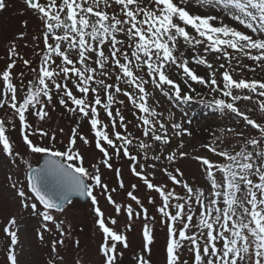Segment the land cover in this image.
<instances>
[{
  "label": "snow or ice",
  "instance_id": "snow-or-ice-1",
  "mask_svg": "<svg viewBox=\"0 0 264 264\" xmlns=\"http://www.w3.org/2000/svg\"><path fill=\"white\" fill-rule=\"evenodd\" d=\"M24 3L43 23L45 48L41 49L38 69H30L35 74L33 79L24 84L25 74L19 73L18 87L13 76L17 60L29 68L32 61L21 55L13 42L8 50L10 63L0 72V108L7 106L18 117L22 139L31 152L49 154L68 162L49 159L44 167L35 170L29 165L26 179L33 199L29 200L23 188L18 190L23 207L36 211L44 222H52L60 232L61 239L52 241V250L55 252L57 245L64 243L65 236L63 221L57 222L52 210L62 212L64 203L69 201L65 193H74L91 200L95 223L103 237L99 249L103 264H118L123 252H118L117 247L128 248L127 236L106 223L105 212L94 190L99 188L106 194V200L116 213H126L129 220L134 215L141 216L131 204L117 203L111 194L116 189L109 191L108 185L102 182L99 165L112 169L113 158L120 159L123 155L130 162V172L162 198L157 212L168 230L166 264H189L188 260L180 259L185 248L193 258L192 264H264V115L258 122L250 115L254 109L246 112L238 106L241 100L255 101L259 113L264 114V78H244L243 75L245 71L255 73L257 68L264 72V0H45L43 3L24 0ZM193 4L201 11H192ZM5 7V0H0V10ZM109 9H113L111 13ZM217 9L223 15L212 14ZM227 17L237 21L244 30L225 23ZM24 23L26 26L27 21ZM25 35L21 33L19 38ZM70 53L75 54V60L70 58ZM57 58L60 64H56ZM244 58L251 60L253 66L244 64ZM199 68L206 69L207 74H198ZM112 75L116 82L107 83ZM69 82L79 95L69 87ZM120 82L127 87L122 88ZM193 82L227 98L207 103L234 114L244 128L255 130L256 135L246 136L243 131L229 128L228 131L242 142L239 150L221 149L216 143L222 140L220 136H216L212 144L202 145L224 158L223 162H215L207 157H195L210 185L207 194L204 189L189 185L179 168L174 171L163 168L171 182L186 190V194L180 196L165 185L154 184L150 176L155 175L156 162L163 159L170 165L191 155L182 149L185 147L183 137H191L192 131L183 123L171 122V116L168 123L156 119L163 114L157 111L156 101L149 103L153 92L147 86L152 85L154 91L169 100L188 103L196 93ZM117 94H122L138 113H142L137 124L142 129V138L135 145L137 154L130 151L136 138L127 132L125 116L120 108L113 111L114 104L124 105V100H117ZM54 95L69 113L86 119L94 132V143L101 159L92 166V172L84 167L83 156L76 149L78 138L84 144L90 143L78 131L79 123L73 127L64 151H54L30 138L38 135L41 140H56L55 133L50 135L28 120L31 114L44 121L49 115L46 108L54 104ZM200 102L205 103L204 100ZM101 110L108 117V123L100 118ZM118 124L125 129L124 133L116 130ZM109 127L113 129L111 135ZM7 131L6 121L0 119V151L9 157L19 156L18 152L14 153ZM60 131L62 133L63 129ZM173 138L178 139L179 144L169 151ZM149 160L152 163L149 164ZM145 167L152 172L146 173ZM115 171L119 177L120 169ZM85 178L92 183H86ZM52 183L62 191H50ZM118 184L124 187L122 179ZM136 187L131 185L132 189ZM126 195L142 209V235L145 248L150 251L148 246L154 241L150 225L155 218L149 217L148 209L133 191ZM148 200L155 205L153 197L149 196ZM37 202L42 209H38ZM194 205L199 206V211ZM107 220L113 226L117 224L115 218L107 217ZM14 225L13 219L4 229L11 245L18 242ZM127 227L130 229L131 225ZM137 259L138 264H150L143 256ZM7 260L10 264H18L14 250H8Z\"/></svg>",
  "mask_w": 264,
  "mask_h": 264
},
{
  "label": "rangeland",
  "instance_id": "rangeland-1",
  "mask_svg": "<svg viewBox=\"0 0 264 264\" xmlns=\"http://www.w3.org/2000/svg\"><path fill=\"white\" fill-rule=\"evenodd\" d=\"M40 2L43 3L45 0H40ZM5 4L6 7L0 10V72L10 63L8 50L13 42H15L20 54L32 61L29 68L25 67L22 61L17 60L16 67L13 69V76L14 82L19 87V73L23 72L25 74L23 82L27 84L35 75L30 69H38L39 67L42 56L41 49L45 48L42 35L44 27L37 14L27 7L24 0H5ZM112 10L113 9H109V12L111 13ZM191 10L201 11L195 4L192 5ZM212 14L223 15L218 9L212 11ZM25 21H27L26 26L24 23ZM224 22L231 26L238 27L240 30H244L243 26L239 25L237 21L232 20L231 17L225 18ZM248 31L250 32V30ZM21 33H26L23 39L19 38ZM107 51L108 49L105 48L106 53ZM70 58L75 60V54L70 53ZM60 63L61 60L57 58L56 64ZM232 63L235 65L236 61L233 60ZM243 63L253 66V62L247 58H244ZM92 66L95 67V65ZM190 66L195 67V65L191 64ZM237 72H239V68H237ZM198 74L206 75L207 70L199 68ZM97 75H99V73H97ZM243 75L244 78H264V72L260 71L259 68H257L255 73L245 71ZM145 78L147 79V77ZM173 78L176 79V77ZM236 78L239 79L240 77L237 76ZM219 79L218 77V80ZM106 82H116L115 75L108 78ZM120 83L122 88L127 87L123 82ZM69 87H72L74 93L79 95L71 82H69ZM192 87L196 89V93H193L194 99L188 103H177L174 99L169 100L160 92L154 91L152 85L149 84L147 86L148 90L153 92V96L150 98L149 103L152 104L153 101H156L155 107L157 111L163 114L162 117H157L156 119L168 123L169 117L171 116V122L183 123L185 128H190L192 131L191 137H183L185 147L182 149V151L189 152L191 155L188 158H180L170 165L166 161H163V159L160 162H156L155 175L154 177L150 176L154 184L165 185L168 190H174L175 193L180 196H184L186 190L182 189L181 185H176L171 182L168 176L162 171L163 168L167 167L168 171H174V169L179 168L184 174L183 179L187 181L189 185L194 188L204 189L207 194V189L210 185L201 164L195 157H207L215 162H223L224 158L216 156L202 147V145L205 143L212 144L215 137L220 136L222 140L216 141V143L221 149L239 150L242 142L239 141L232 132L228 131L229 128H234L237 132L243 131L246 136L256 135L255 130L244 128L243 122L235 118L234 114L227 110L222 112L207 103L214 99L224 98L222 95L211 93L205 86L196 84L195 82H193ZM185 91L187 90L185 89ZM89 98L91 99V95ZM116 98L117 100H124V105L121 106L118 103L114 104L113 111L115 113V109L120 108L125 116L126 122H128L127 132L132 133L136 138L133 140V146L130 147V151L132 154H137L138 149L135 145L138 143V140L142 138V129L138 128L137 124L138 117L142 115V113H138L131 105L130 101L122 94H117ZM201 100H204L205 103H201ZM238 106L246 112L248 109H254L250 115L252 118L257 119L258 122L261 116L264 115L259 113L255 101L249 102L241 100L238 102ZM46 111H48L49 115L44 121H40L31 114H28V120L34 127L43 128L48 131L50 135L55 133L56 140L52 141L48 138L41 140L38 135L30 138L33 139L34 143L51 147L54 151H64L68 146L73 127L79 123L78 131L84 135L90 143L84 144L78 138L76 149L83 156L84 167L92 172V166L98 164L101 159V153L95 146L94 132L91 130L88 121L69 113L58 103L55 95L53 106L46 108ZM100 118L105 123L109 122L108 117L102 110ZM0 119L6 121V127L8 129L6 134L13 143L14 153L18 152L20 154L19 156L13 155L9 157L0 151V264H10V261L7 260V252L9 249L15 251L18 264H53L54 261L60 264V258H62V264H77V262H79V264H103L104 258L99 251L103 237L95 223L93 205L89 197L85 203L77 199L71 200L64 207L62 212L52 210V214L56 217L57 222L63 221V228L65 231V236L63 237L64 243L62 245L58 244L55 252L52 250V241L61 239L60 232L55 229L52 222H44L36 211L32 210L30 207H23L24 201L18 196V190L23 188L29 200L33 199L34 195L31 193L26 179L29 171L28 166L31 165V169L39 166L45 154L33 153L27 148L22 139L21 125L18 117L13 115L10 108L7 106L0 108ZM189 120L192 121L191 124L187 123ZM13 125H15V127H13ZM60 129H63L62 133ZM116 130L122 133L125 132V129L119 126V124ZM108 131L111 135L113 129L109 127ZM178 144L179 140L173 138L168 150L171 151L176 149ZM149 154L151 155L152 153ZM165 154H167V152ZM60 159L62 160V158ZM62 161L68 163L66 160ZM76 163L79 164V161H76ZM129 163V160L123 157V155H121L120 159L114 157L112 160V169L99 165L100 174L102 182L108 185L109 191L116 189L115 192L111 193L113 199L116 200L117 203L123 205L131 204L135 211L141 212L139 218L134 215L133 218L129 220L126 213H116L114 207L106 200V194L102 193L99 188L94 190L99 205L102 211L105 212L106 223H108L110 227H114L117 232H122L127 236L128 248L124 249L120 245L117 247L118 252H123V255L118 257V264H138L137 258L140 256L149 260L150 264H166L168 230L163 223L162 215L157 212L162 198H160L154 190L147 189L143 181L130 172ZM148 163L150 164L152 161L149 160ZM117 168L120 169L119 177L115 171ZM144 171L146 173H151L152 169L145 167ZM178 178L180 177L178 176ZM119 179H122L124 182L123 188L119 187ZM87 183L92 182L87 180ZM133 184L137 186L136 189L131 188ZM13 185H16V187L14 188ZM128 191H133V194L136 195L142 201L144 207L148 209L149 217L155 218L154 223L150 225L154 232V241L148 246L150 251L145 248V241L142 235V228L144 225L142 209H140L130 197H127L126 193ZM149 196L155 199V205L149 203ZM42 208L43 206L38 203V209ZM194 208L199 211L198 205H194ZM173 211L175 210L173 209ZM107 217L115 218L117 224L115 226L111 225ZM13 219L15 221L13 230H17L18 235V242L15 245H11L10 237L4 231L6 227L10 226V221ZM129 224L131 225L130 229L127 227ZM45 225L47 226L45 227ZM41 236L43 238H41ZM76 241H79L78 245ZM182 252L183 254L180 256L181 261L188 260L189 264H192L193 258L187 249H182Z\"/></svg>",
  "mask_w": 264,
  "mask_h": 264
},
{
  "label": "water",
  "instance_id": "water-1",
  "mask_svg": "<svg viewBox=\"0 0 264 264\" xmlns=\"http://www.w3.org/2000/svg\"><path fill=\"white\" fill-rule=\"evenodd\" d=\"M49 159H54V160H61L59 157H50L49 154H46L42 157V162L39 166H36V167H33L32 169L35 170V169H40L42 167H44L45 165V162L48 161ZM61 162H63L61 160ZM65 163V162H63ZM28 175H29V171H28ZM85 182L87 183L86 181V178H85ZM50 191H55V192H61L62 189L61 187H59L56 183H52L50 184V188H49ZM65 194L69 195V201L68 202H65L64 203V207L71 201V200H75V199H78L80 200L82 203H85L88 199V197L86 196H82V195H78V194H74V193H68L66 192Z\"/></svg>",
  "mask_w": 264,
  "mask_h": 264
},
{
  "label": "bare ground",
  "instance_id": "bare-ground-1",
  "mask_svg": "<svg viewBox=\"0 0 264 264\" xmlns=\"http://www.w3.org/2000/svg\"><path fill=\"white\" fill-rule=\"evenodd\" d=\"M197 130V129H196ZM197 131H199V130H197Z\"/></svg>",
  "mask_w": 264,
  "mask_h": 264
}]
</instances>
